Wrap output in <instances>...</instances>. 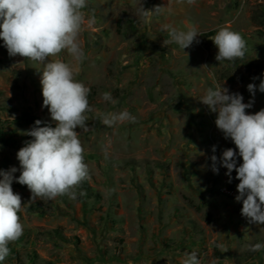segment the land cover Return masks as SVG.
I'll use <instances>...</instances> for the list:
<instances>
[{
    "label": "rangeland",
    "instance_id": "374dc122",
    "mask_svg": "<svg viewBox=\"0 0 264 264\" xmlns=\"http://www.w3.org/2000/svg\"><path fill=\"white\" fill-rule=\"evenodd\" d=\"M140 2L86 0L82 11L94 23L79 36L85 59L77 63L66 50L49 58L75 64L76 79L90 89L87 129L76 131L92 194L77 188L76 199L31 201L27 186L14 180L23 234L9 244L17 256L2 264H181L193 251L201 264H264V250H250L264 244V225L241 215L236 172L229 182L220 164L225 149H238L217 128L218 113L199 100L216 84L240 93L244 103L253 99L247 85L264 79V27L252 16L264 13V0H142L146 9L161 7L150 26L137 12ZM190 24L199 43L184 50L163 46L170 39L167 26L187 30ZM225 26L246 41L244 59H215L209 36ZM42 69L10 56L0 39V120L7 130L25 134L28 128L10 122L26 113L55 124L43 107ZM105 92L115 103L103 99ZM261 109L264 93L257 90L246 114ZM123 111L135 122L102 123V114ZM19 150L0 147V170L16 167L13 175H20ZM241 163L237 156V167Z\"/></svg>",
    "mask_w": 264,
    "mask_h": 264
},
{
    "label": "clouds",
    "instance_id": "9594fccd",
    "mask_svg": "<svg viewBox=\"0 0 264 264\" xmlns=\"http://www.w3.org/2000/svg\"><path fill=\"white\" fill-rule=\"evenodd\" d=\"M187 3L195 4L196 0H187ZM85 7L86 0H0V39L10 56L19 55L43 65L40 80L43 107L48 108L51 120L55 122V127L41 126L44 122L36 120L25 133L33 139L25 142L17 152L18 177L13 175L18 171L16 167L0 170V264L10 253L8 245L23 234L18 215L23 205L21 196L13 191L14 180L27 186L32 201L65 195L76 199V189L90 179L84 162V148L76 131L77 128L87 129L86 113L92 111L88 101L90 89L76 79L78 69L75 64L49 59L64 50L77 63L85 59L79 36L86 24L90 27L94 23V16L86 21L82 11ZM160 9V6L146 9L141 0L137 12L145 25L150 26ZM167 28L170 39L164 40L163 46L176 43L184 50L194 41L199 43L197 37L200 34L194 25H188L187 30L170 25ZM209 39L218 49L217 61L244 59L246 41L238 32L225 26ZM247 90L253 97L248 103L243 102L240 93H230L219 84L215 88L209 87L199 100L211 112L218 113L217 128L238 149V153L232 148L225 149L219 159L221 166L227 169L229 182L233 170L236 172L239 183L235 200L242 202L241 215L249 224L264 225V109L246 114V109L253 106L256 91L264 93V79L259 85L248 84ZM103 99L112 101L111 93L105 92ZM135 119L127 111L102 114V123L108 127L117 122H135ZM212 151H216L215 146ZM237 156L242 158L238 167ZM210 159L213 172L218 173V158L212 155ZM250 250H264V244L256 243ZM181 264H201V261L193 251L185 253ZM211 264H215V260Z\"/></svg>",
    "mask_w": 264,
    "mask_h": 264
},
{
    "label": "trees",
    "instance_id": "16d2710c",
    "mask_svg": "<svg viewBox=\"0 0 264 264\" xmlns=\"http://www.w3.org/2000/svg\"><path fill=\"white\" fill-rule=\"evenodd\" d=\"M253 21L255 22L256 26L258 28L264 27V13L261 11L260 13H254L252 16ZM36 120H41L44 123L41 124V126H45V124L51 125L52 127H55V124H52L50 122H47L43 117L26 113L22 114L15 119H13L10 124L15 125L17 127H26L28 130L31 129V127L34 126V123ZM8 123L0 120V147H4L7 149H13L18 150L21 149L23 146H25V142L32 140L33 138L26 135V134H17L14 131H9L6 129V125ZM84 156V155H83ZM80 191L84 193V195H91V187L89 185L88 179L83 181L80 186L78 187ZM30 210H36V206L30 207ZM10 249L9 255L17 256V253L11 248L10 245H8ZM28 260L31 263L36 262L37 255L36 253H32L28 255Z\"/></svg>",
    "mask_w": 264,
    "mask_h": 264
}]
</instances>
